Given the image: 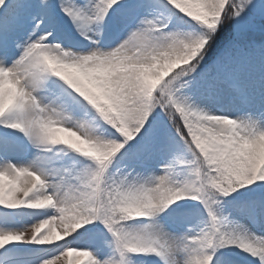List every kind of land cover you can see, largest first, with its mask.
<instances>
[{
  "label": "snow or ice",
  "instance_id": "obj_1",
  "mask_svg": "<svg viewBox=\"0 0 264 264\" xmlns=\"http://www.w3.org/2000/svg\"><path fill=\"white\" fill-rule=\"evenodd\" d=\"M0 264H264V0H0Z\"/></svg>",
  "mask_w": 264,
  "mask_h": 264
},
{
  "label": "bare ground",
  "instance_id": "obj_2",
  "mask_svg": "<svg viewBox=\"0 0 264 264\" xmlns=\"http://www.w3.org/2000/svg\"><path fill=\"white\" fill-rule=\"evenodd\" d=\"M82 260H86L87 258L86 257H84V258H81Z\"/></svg>",
  "mask_w": 264,
  "mask_h": 264
}]
</instances>
